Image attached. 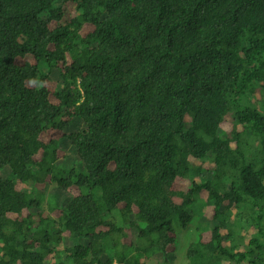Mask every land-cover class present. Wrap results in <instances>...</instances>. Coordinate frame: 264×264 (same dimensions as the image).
Wrapping results in <instances>:
<instances>
[{"label": "trees", "instance_id": "16d2710c", "mask_svg": "<svg viewBox=\"0 0 264 264\" xmlns=\"http://www.w3.org/2000/svg\"><path fill=\"white\" fill-rule=\"evenodd\" d=\"M66 137L84 169L57 164ZM201 188L187 264H264V0H0V264H112L110 239L118 264L167 259ZM221 207L254 226L242 251Z\"/></svg>", "mask_w": 264, "mask_h": 264}, {"label": "rangeland", "instance_id": "374dc122", "mask_svg": "<svg viewBox=\"0 0 264 264\" xmlns=\"http://www.w3.org/2000/svg\"><path fill=\"white\" fill-rule=\"evenodd\" d=\"M86 30V29H85ZM57 73L55 71L49 72V76H50V84L51 87L55 86L56 83V79L54 78V76H56ZM228 119H232V115L230 114L228 116ZM223 129L226 130L227 133H229L231 135V129L233 127V123L232 122H227L225 125H222ZM67 130H71V127L68 125L66 127ZM59 137H61V135H59ZM241 141L243 142L244 146H257L258 142L257 140H255L254 138L250 137L249 135H242L241 136ZM72 142L67 139V137L62 140L61 142H59V150L57 151L59 153V155L62 153L60 150L63 149L65 152L71 153V154H75L77 156L76 159V163L78 165V167L80 169H84L83 166V162L81 161L80 157L78 156V153L76 151L75 148H73L72 146ZM232 146H235L234 143H232ZM65 155H60L57 158V164L60 166L61 164H64L65 162H67L66 166L69 163H73L74 161L72 159L66 160ZM207 163V161H205ZM210 167H212V165L209 163ZM65 169V167L63 168ZM62 169V172L64 171ZM189 181L185 180L182 184H180V188L183 189H188L189 188ZM40 190V194L45 197H47L49 194H51L52 192L54 193H59L63 196H68V195H72L70 194L67 190L66 193L63 190V188L59 185H55L50 189V185L47 182H43L42 185L39 187ZM95 191V195L100 198L101 197V188L98 185V187H96L94 189ZM44 203V202H43ZM50 203V202H49ZM46 205V203H45ZM43 206V205H42ZM33 207L32 209L35 210L37 213H41V214H47L50 215L51 211L53 209H57L58 212H60L59 208L57 206H52L50 204L49 207L44 206L43 207ZM43 209V210H42ZM222 212L225 214L223 216L224 219H226V221H228L229 223L232 224V229H233V235L231 236L232 241H234L235 243H241V246L238 248L239 250H243L245 244L247 243V239H250L253 236V232H254V226H249V225H243V223H240L238 220H235L234 218V214L236 213L235 207L231 208V209H225V208H221ZM189 217L186 220V226L182 225V226H178L175 227V235H176V242L174 244L175 246V251L173 253V260L170 261L171 264H186V260L184 259V253L186 250V247L189 243L190 240H196V232H200L202 231L204 233V237L206 239L209 238V234L207 233V231H209L211 229V225H212V217L214 215V206L213 203L208 201V195L205 194H201L197 197L194 198V201L191 205V210L189 213ZM49 217H53L56 218L54 216H49ZM118 222L122 225L125 226V232H126V236L128 238V240H137V232L135 229L130 228L127 226V224H124V222L119 218ZM225 233L227 232V230L224 228ZM69 234L67 233H63L62 234V245L58 246V250H63L64 247H69L72 246V242L70 241ZM240 240V241H239ZM85 240H83L84 242ZM225 243L228 245V242L225 240ZM111 247V250H110ZM115 254V249L114 247H112V240L110 239L106 244H105V250H104V254H103V258H106L108 256H114ZM63 255V253L61 254ZM53 257H57L55 255V253H51L48 257L49 260H52ZM64 257V256H63ZM62 257V258H63ZM158 258L155 259H151L150 260H146L145 264H158L159 262V257L160 256H155ZM168 259L163 258V261H167Z\"/></svg>", "mask_w": 264, "mask_h": 264}, {"label": "clouds", "instance_id": "9594fccd", "mask_svg": "<svg viewBox=\"0 0 264 264\" xmlns=\"http://www.w3.org/2000/svg\"><path fill=\"white\" fill-rule=\"evenodd\" d=\"M188 120H190L189 118H188ZM84 125L82 124L81 125V128L83 127ZM235 126V122L233 123V127ZM67 127V126H66ZM233 127H232V129H233ZM237 127L240 129L241 128V126L240 125H237ZM232 129H231V131H232ZM73 146V145H72ZM74 148V147H73ZM131 150L132 149H129V151H127V150H125L126 152H128V153H132L131 152ZM129 156H132V155H129ZM115 164H117V161H116V159L114 158L112 161H111V164L109 165L110 166V168H114V166H115ZM204 178H208V179H211L210 178V176L207 174V175H205L204 176ZM197 182H199V178L197 177V178H194ZM185 180H187V181H189V185L188 186H190V183H191V179H181L180 181H179V183H178V188L179 189H181L182 191H187L188 189H183V188H180L179 186H180V184H182ZM60 186V185H59ZM201 194H203V195H205V194H207V190H206V188H201L198 192H194L193 193V195H192V198H195V197H197V196H199V195H201ZM208 195V194H207ZM175 199V201L177 202V203H180L182 200H181V198L180 197H175L174 198ZM193 201H194V199H193ZM208 201H209V196H208ZM222 208V207H221ZM220 208V209H221ZM224 208V207H223ZM233 208V207H232ZM231 209V208H230ZM60 210V209H59ZM235 210L237 211V209L235 208ZM222 211V210H221ZM214 213H215V208H214ZM222 214V217L225 215L223 212L221 213ZM48 216H50V215H48ZM213 217H214V215H213ZM212 217V218H213ZM130 221L131 220H128L126 223H124V224H127V226L128 227H130V228H133V229H135L136 230V228L135 227H133L132 225H131V223H130ZM123 228H124V237L125 238H127V236H126V232H125V226H123ZM136 232H137V230H136ZM200 233H202L203 234V232L202 231H200ZM128 239V238H127ZM71 241V240H70ZM174 241H176V235L174 234ZM72 242V241H71ZM72 244H73V242H72ZM70 247H72V246H70ZM112 247H114V249H115V254H116V248L118 247L117 245H116V243H114V241L112 240ZM188 247H189V244L187 245V247H186V250H185V253L183 254L184 256V259L186 260V264H187V262H189V259H188V255H187V251H188ZM104 250H105V246H104ZM104 250L102 251V253H101V255H100V259L103 261V262H105V263H108V262H112V264H118V261H117V259H116V256H115V254H114V256L112 257L111 255L110 256H108V257H106V258H103V254H104ZM110 250H111V247H110ZM174 251H175V246L172 248V251H171V255H170V257L169 258H167L168 260L167 261H163V259H161V258H159V262H158V264H171L170 263V261H172L173 260V253H174ZM112 258H114L113 260L114 261H112L111 259ZM111 260V261H110Z\"/></svg>", "mask_w": 264, "mask_h": 264}, {"label": "bare ground", "instance_id": "6f19581e", "mask_svg": "<svg viewBox=\"0 0 264 264\" xmlns=\"http://www.w3.org/2000/svg\"><path fill=\"white\" fill-rule=\"evenodd\" d=\"M212 71H214V70H212ZM219 100H220V99H219ZM187 115H188V114H187ZM194 119H195V118H194ZM199 124H200V123H199ZM199 124H198V125H199ZM195 126H197V125H195ZM200 126L202 127V125H200Z\"/></svg>", "mask_w": 264, "mask_h": 264}]
</instances>
